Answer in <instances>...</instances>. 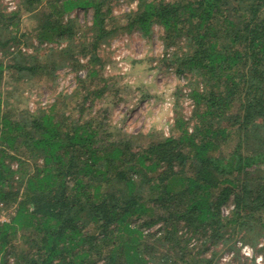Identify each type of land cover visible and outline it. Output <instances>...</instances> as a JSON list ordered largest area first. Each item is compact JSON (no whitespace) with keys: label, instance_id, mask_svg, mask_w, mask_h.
<instances>
[{"label":"trees","instance_id":"trees-1","mask_svg":"<svg viewBox=\"0 0 264 264\" xmlns=\"http://www.w3.org/2000/svg\"><path fill=\"white\" fill-rule=\"evenodd\" d=\"M4 1L0 264H217L238 240L264 255V0ZM155 26L158 67L188 80L194 107L185 118L179 95L169 134L129 133L94 110L115 88L104 46ZM64 67L88 73L30 109L22 94Z\"/></svg>","mask_w":264,"mask_h":264},{"label":"rangeland","instance_id":"rangeland-1","mask_svg":"<svg viewBox=\"0 0 264 264\" xmlns=\"http://www.w3.org/2000/svg\"><path fill=\"white\" fill-rule=\"evenodd\" d=\"M4 3L9 10L17 6L16 0H5ZM130 7L127 2H117L115 14H121ZM70 15L78 16L81 22H91L92 18L91 13L87 14L83 10H75ZM31 24L32 22L25 17L24 28L29 29ZM119 36L105 45L103 52L106 60L103 77L108 83L111 82L110 87L115 86L112 88L114 92L102 100L94 110L104 105L109 110L107 115L110 123L129 133L137 134L154 128L163 129L165 134H169L174 123L177 96L180 95L178 101L182 104L185 118L188 119L192 115L194 105L189 96L191 86L188 80L179 76L174 69L165 71L158 67L159 59L166 53L162 27L155 26L149 39L139 36L136 32L130 35L119 34ZM31 39L29 43L33 46L41 45L36 37ZM24 42L22 49L32 52L34 48L28 47ZM49 45L51 46L44 43L41 47L45 48ZM87 73L88 69L85 67L79 73L72 71L70 67L61 68L54 77H45L32 89L31 86L27 88L22 98L32 110L39 105L47 106L55 101L58 94L73 93L79 85L77 74L85 76ZM6 218H8L6 210L0 209V220ZM244 245L252 248V256L244 253L242 248ZM237 246L240 251L239 259L235 258V250L227 249L221 253L217 264H264L263 253H257L249 243L238 240Z\"/></svg>","mask_w":264,"mask_h":264},{"label":"built area","instance_id":"built-area-1","mask_svg":"<svg viewBox=\"0 0 264 264\" xmlns=\"http://www.w3.org/2000/svg\"><path fill=\"white\" fill-rule=\"evenodd\" d=\"M242 248L246 255L252 256V248H250L248 245H244Z\"/></svg>","mask_w":264,"mask_h":264}]
</instances>
